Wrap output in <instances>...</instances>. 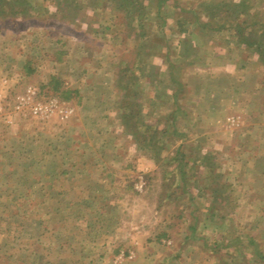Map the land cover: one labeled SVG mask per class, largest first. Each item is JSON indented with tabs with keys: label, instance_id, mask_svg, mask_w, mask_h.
<instances>
[{
	"label": "rangeland",
	"instance_id": "obj_1",
	"mask_svg": "<svg viewBox=\"0 0 264 264\" xmlns=\"http://www.w3.org/2000/svg\"><path fill=\"white\" fill-rule=\"evenodd\" d=\"M0 264H264V0H0Z\"/></svg>",
	"mask_w": 264,
	"mask_h": 264
},
{
	"label": "trees",
	"instance_id": "obj_2",
	"mask_svg": "<svg viewBox=\"0 0 264 264\" xmlns=\"http://www.w3.org/2000/svg\"><path fill=\"white\" fill-rule=\"evenodd\" d=\"M174 83H175V81H174ZM178 173H179V175H180V176H179V175H178V176H179V177L185 182L184 170L178 168ZM183 181H182V183H184Z\"/></svg>",
	"mask_w": 264,
	"mask_h": 264
}]
</instances>
